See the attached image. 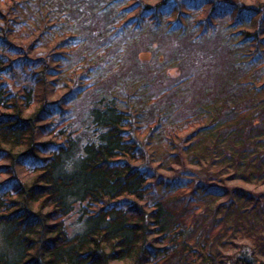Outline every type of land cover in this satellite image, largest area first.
Here are the masks:
<instances>
[{
    "label": "trees",
    "instance_id": "obj_1",
    "mask_svg": "<svg viewBox=\"0 0 264 264\" xmlns=\"http://www.w3.org/2000/svg\"><path fill=\"white\" fill-rule=\"evenodd\" d=\"M235 180L264 185V2L0 0V264H264Z\"/></svg>",
    "mask_w": 264,
    "mask_h": 264
},
{
    "label": "rangeland",
    "instance_id": "obj_2",
    "mask_svg": "<svg viewBox=\"0 0 264 264\" xmlns=\"http://www.w3.org/2000/svg\"><path fill=\"white\" fill-rule=\"evenodd\" d=\"M247 3L249 4H252L254 2H264V0H246ZM32 49V48H31ZM33 50V49H32ZM144 58V55L141 56ZM174 76V75H177V72L175 69L171 70L170 71V76ZM53 97V96H52ZM56 97V96H55ZM230 185H239V186H243L245 188H250V189H257V190H260V189H264V185H260L258 187H255L256 185H253V184H249V183H246L244 181H239V180H235V181H231L229 182Z\"/></svg>",
    "mask_w": 264,
    "mask_h": 264
}]
</instances>
